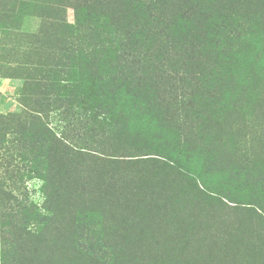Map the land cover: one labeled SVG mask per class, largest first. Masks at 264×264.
<instances>
[{
    "label": "trees",
    "instance_id": "obj_1",
    "mask_svg": "<svg viewBox=\"0 0 264 264\" xmlns=\"http://www.w3.org/2000/svg\"><path fill=\"white\" fill-rule=\"evenodd\" d=\"M104 3L103 15L92 20L93 31L86 36L69 33L73 42L68 50L66 41L45 39L49 47L51 40L57 41L55 46L62 45V54L56 56L51 49L50 58L78 68L70 81L76 107L88 115V123L92 120L93 125L109 129L107 141L112 136L134 134L138 122L142 128L155 125L159 135L165 131L177 135V147L184 149L179 154L190 165L208 172L217 170V165L205 163L207 155H216L215 126L209 123L210 134L206 138L203 130L197 127L195 130V125L188 122L185 106L194 108L198 104L197 101L190 104L192 82L196 94L202 92L201 104L214 100L212 109L225 106V101L220 103L224 99L221 94L228 102L234 96L244 97L238 92L249 89V50L244 47L239 54L233 43L238 37L235 36L238 24L230 21V16L222 22L209 20L211 14L219 15L218 6L227 7L232 1L105 0ZM76 20L81 21V17L76 16ZM196 63L205 65L197 77L194 76L197 71H188ZM234 72L241 81L232 86L233 82L227 79ZM210 79L221 80L218 94L203 85ZM55 80L54 77L52 82ZM52 84V90L62 89L57 82ZM217 97L219 101L215 100ZM231 102L235 108L237 102ZM88 109L93 114H87ZM100 115L102 121L97 120ZM28 124L19 129L28 146L31 144L30 159L43 180L44 201L40 206L29 204L0 186V264H117V252L126 243L124 236L132 238L152 222L145 210L148 203L162 204L165 208L172 204L177 208L179 200L163 193L160 184L155 183L157 175L135 155L129 157L136 159L127 161L137 168L129 172L121 170L122 163L117 160L103 162L102 157L92 154L120 157L112 154L118 150L112 145L88 143L79 138H76L78 146H61L60 142L39 145L41 133L34 134L31 122ZM199 141L204 144L195 145ZM101 150L110 153H99ZM92 157L95 160L89 159ZM168 161L193 174L183 168L178 158L172 156ZM151 184L154 192L148 188ZM91 219L98 229L87 226ZM132 227L135 233L130 232ZM131 238L127 241L137 251L135 243L141 241ZM254 264L264 263L260 258Z\"/></svg>",
    "mask_w": 264,
    "mask_h": 264
},
{
    "label": "rangeland",
    "instance_id": "obj_2",
    "mask_svg": "<svg viewBox=\"0 0 264 264\" xmlns=\"http://www.w3.org/2000/svg\"><path fill=\"white\" fill-rule=\"evenodd\" d=\"M231 1L227 7L218 6L219 15L211 14L209 20L222 22L230 16V21L238 24V37L233 43L239 54L244 47L249 50V89L238 92L244 97L234 96L228 102L221 94L224 99L220 103L225 101V106L212 109L214 100L201 104L202 92L196 94L192 82L190 104H198L194 108L185 106L188 122L195 125V130H203L206 138L209 123L215 126L216 155H207L205 163L218 167L208 172L190 165L179 154L184 149H178L175 133L165 131L159 135L155 125L142 128L138 122L134 134L112 136L107 141L109 129L93 125L92 120L88 123V115L76 107L70 81L78 68L50 58L51 49L56 56L62 54V45L55 46L57 41L51 40L50 48L45 39L66 41L65 48H70L73 37L69 33L86 36L93 31L92 20L103 15L105 0H0V186L29 204L40 206L44 201V183L30 159L31 144L28 146L19 129L24 124L29 126L31 122L30 130L41 133L39 145L60 142L61 146H78L76 138L106 143L118 148L112 154L120 157L92 154L102 157L103 162L117 160L122 163L120 169L128 172L137 168L127 161L136 159L129 157L135 155L157 175L155 183L160 184L163 193L179 200L177 208L148 203L145 210L152 222L140 232L130 228V232L138 233L132 238L141 242L135 243V251L127 241L131 235H125L117 264H239V260L254 264L260 258L264 263V0ZM78 15L81 21L76 20ZM203 66L196 63L188 71H197L193 73L197 77ZM52 73L62 86L58 91L50 87L55 83ZM236 73L227 79L232 86L241 81ZM221 84L219 79H210L203 85L218 94ZM231 101L237 102L235 108ZM102 118L100 115L97 120ZM84 126L89 129L82 135ZM200 144L204 143H195ZM172 156L193 174L168 161ZM148 188L154 192L153 184ZM87 226L99 227L92 219Z\"/></svg>",
    "mask_w": 264,
    "mask_h": 264
}]
</instances>
